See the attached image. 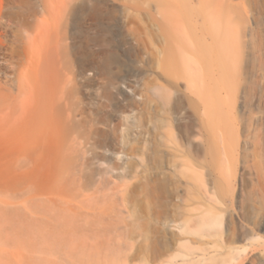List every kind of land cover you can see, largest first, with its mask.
<instances>
[{"label": "rangeland", "instance_id": "obj_1", "mask_svg": "<svg viewBox=\"0 0 264 264\" xmlns=\"http://www.w3.org/2000/svg\"><path fill=\"white\" fill-rule=\"evenodd\" d=\"M136 2L174 17V54L165 31L126 6L125 35L111 39L114 97L90 71L66 100L88 120L74 133L81 150L56 164L58 181L39 173L37 153L0 142V264H264V0H126ZM16 11L0 0L7 102L35 45ZM103 40L77 42L99 56ZM66 61L78 70L76 55Z\"/></svg>", "mask_w": 264, "mask_h": 264}, {"label": "bare ground", "instance_id": "obj_2", "mask_svg": "<svg viewBox=\"0 0 264 264\" xmlns=\"http://www.w3.org/2000/svg\"><path fill=\"white\" fill-rule=\"evenodd\" d=\"M12 1H16L21 11L11 14L24 19L25 25H30L28 36L35 41V45L30 63L31 74L25 77L19 94L8 102L4 97L8 94L0 95L1 100L6 101L0 102V142L14 147L23 155L37 153L40 157L35 162L36 169H41L39 173L43 177L56 182V175L62 172L56 164L60 165L69 147L76 152L81 150L74 133L88 120L87 111L76 117L67 110L66 100L77 91L79 79L86 78L90 71L105 75L106 96L114 97L112 87L119 76L112 65L121 63V58L119 51L112 48L111 39L125 35L118 26L126 25V6L147 15L153 26H160L165 31V52L168 55L174 54L177 44L170 31L171 26L176 27L172 22L174 17L162 14L157 4H148L143 9V2L126 3V0H27L26 8L23 0ZM73 24L84 27L71 28ZM168 24L171 26L168 27ZM177 27L181 28V25ZM103 37L105 44L99 56L83 50L84 44L81 46L77 42ZM70 39L75 43L69 45L67 41ZM72 53L79 58L78 70L67 64L66 56ZM64 68L68 69V74ZM17 107L22 111L19 118L13 120L6 116ZM101 121L106 126V121ZM94 132L101 145L110 138L107 129L100 125L94 128ZM76 176L77 172L69 178L76 182Z\"/></svg>", "mask_w": 264, "mask_h": 264}]
</instances>
